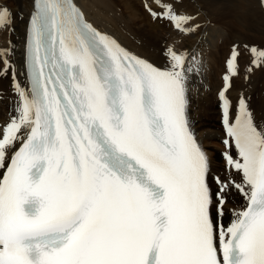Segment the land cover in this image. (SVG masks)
Here are the masks:
<instances>
[{"label":"snow or ice","instance_id":"snow-or-ice-1","mask_svg":"<svg viewBox=\"0 0 264 264\" xmlns=\"http://www.w3.org/2000/svg\"><path fill=\"white\" fill-rule=\"evenodd\" d=\"M32 2L20 65L0 47L13 113L0 125V264H264V123L230 96L264 70V47L234 43L225 57L221 176L189 119L203 58L185 38L202 26L183 0H141L184 45L166 43L162 65L75 0ZM12 21L0 6V30ZM233 190L246 203L225 227Z\"/></svg>","mask_w":264,"mask_h":264},{"label":"bare ground","instance_id":"bare-ground-1","mask_svg":"<svg viewBox=\"0 0 264 264\" xmlns=\"http://www.w3.org/2000/svg\"><path fill=\"white\" fill-rule=\"evenodd\" d=\"M75 1L87 20L96 28L110 34L130 52L154 64L164 63L161 53L166 43L170 45L176 41L178 47L184 46L179 43L175 32L150 19L142 9L141 0ZM230 1L232 5L227 0H183L181 5L182 9L196 17V22L202 26L196 36L185 38V44L189 47L196 48L199 45L203 58V71L189 85L188 114L192 129L210 158L212 171L216 174L221 170L224 174V169L219 167L215 159L217 154L215 150H222L218 142L222 134L216 124L218 111L214 94L217 95L222 83L219 77L221 78L224 70L225 57L234 43L264 47V0H257L256 5L248 8L247 4L240 6L241 12L238 10L240 5L238 0ZM31 2L32 0H0V6L9 9L13 16L10 27L0 30V47L16 48L15 60L18 66L22 60L25 26ZM251 17H254L255 27L249 28L245 24L248 19L251 21ZM259 27L263 31H260ZM262 77L263 70L257 69L246 81L243 78L242 81L236 79L230 92L235 101L238 90L246 88V91L250 92L247 97H254L251 102L249 101L254 114L259 107L257 99L261 98L259 84ZM8 93V80H0V123L9 120L13 114ZM237 178L239 180V177ZM236 196L239 197L237 194L232 198L236 203L228 200L226 210L235 212L238 209L240 202Z\"/></svg>","mask_w":264,"mask_h":264},{"label":"rangeland","instance_id":"rangeland-1","mask_svg":"<svg viewBox=\"0 0 264 264\" xmlns=\"http://www.w3.org/2000/svg\"><path fill=\"white\" fill-rule=\"evenodd\" d=\"M239 2H240V5H239V7H238V10H239V12H241L240 11V6H242V5H246V8H248V7H251V5H253V4H255L256 5V1L257 0H238ZM247 1V2H246ZM227 2L228 3H230V5H232V1H230L229 2V0H227ZM251 3V4H250ZM253 19H254V17H251V21H250V19H248L247 21H246V24L245 25H247V26H249V28H251V26H254V24H255V21H253ZM258 21V20H257ZM245 23V22H244ZM255 27V26H254ZM259 29H260V31L262 30L263 31V29L262 28H260L259 27ZM236 39H239V38H236ZM235 39V40H236ZM238 44V43H237ZM260 46V45H259ZM229 49V48H228ZM242 79V77L239 79V80H241ZM242 81V80H241ZM243 83V82H242ZM261 86V87H260ZM259 87H260V89H261V91L262 90H264V70H263V77H262V79H261V82H260V84H259ZM242 90V91H241ZM240 92H243L244 94H246V96H248V94L250 93V92H248V91H246V88H242V89H239L238 90V92H237V95L240 93ZM253 98L254 97H252V98H250L249 99V101L251 102L252 100H253ZM264 97L261 95V98H258L257 100H258V109H257V112L255 113V115H256V117H257V119L258 120H262V121H264ZM250 102H249V104H250ZM263 102V103H262ZM221 146V145H220ZM222 148V147H221ZM216 152L215 153H217V151L218 150H215ZM220 151H223V148H222V150H220ZM215 159H216V162L218 163V161H217V154H216V157H215ZM219 164V167L221 166V164L220 163H218ZM221 169H224L223 167L221 168ZM222 171V170H221ZM221 171H219V173H223V171L221 172ZM235 195H237V193H234L233 191L229 194V199L228 200H230L232 203H236V201H233L232 200V198H233V196H235ZM238 199H239V202L241 201L240 200V198L238 197V196H236ZM226 210V209H225ZM224 210V211H225ZM232 213H234V212H232Z\"/></svg>","mask_w":264,"mask_h":264}]
</instances>
